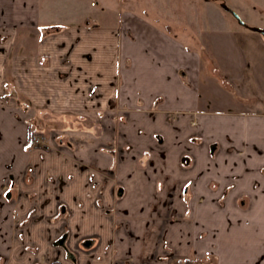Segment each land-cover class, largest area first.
I'll return each instance as SVG.
<instances>
[{"label": "crops", "instance_id": "obj_1", "mask_svg": "<svg viewBox=\"0 0 264 264\" xmlns=\"http://www.w3.org/2000/svg\"><path fill=\"white\" fill-rule=\"evenodd\" d=\"M137 1L0 0V264H264V38L205 109L200 53ZM41 121L69 142L30 146Z\"/></svg>", "mask_w": 264, "mask_h": 264}, {"label": "rangeland", "instance_id": "obj_2", "mask_svg": "<svg viewBox=\"0 0 264 264\" xmlns=\"http://www.w3.org/2000/svg\"><path fill=\"white\" fill-rule=\"evenodd\" d=\"M114 1L111 2L112 5L114 4L113 9L107 11V15L114 18V21H117L119 14L127 10V5L124 0ZM262 3H264V0H138L132 5L134 10L133 8H129L128 11L132 9L137 14L144 15L140 9L142 7V9H145L147 6V8L150 7L145 13H150L153 21L155 19L151 15L165 22L168 31L182 36L184 45L187 48L198 51L201 56L203 72L201 76L203 89L200 91L202 108L205 107V109L209 110H230L236 107L232 106L230 101H226V60L230 61L231 56L229 55L231 54L232 64L236 67L244 61V64L248 63V60L243 59L246 50L244 40L236 36L242 34L259 36L247 28L258 25V22L264 24V11H262L263 16H259V12L261 11L258 9V6L262 5ZM223 4L234 11L240 21L246 24L245 27L240 24L235 16L222 8ZM250 45H254V43ZM258 50L264 51V47L258 48ZM227 56L229 57L226 58ZM240 78L243 79L241 87L242 85L245 86L247 94L244 95L243 90L239 92L248 98L241 97L238 101H240V106L249 108L252 105L249 101L260 100L261 92L256 90L249 74H243ZM243 102H247V104ZM47 124V121H41L38 124L39 127H45V129L42 127L37 129L36 134L38 136H50L52 140L51 144L55 143L58 146H63V144L69 142V140L67 141L63 138V134L48 131L45 126Z\"/></svg>", "mask_w": 264, "mask_h": 264}, {"label": "built area", "instance_id": "obj_3", "mask_svg": "<svg viewBox=\"0 0 264 264\" xmlns=\"http://www.w3.org/2000/svg\"><path fill=\"white\" fill-rule=\"evenodd\" d=\"M48 141H51L50 136L49 137L48 136H42L41 137V136H38L35 132L31 135L29 143L31 146L39 147V146H42L43 144L48 143ZM55 146H57L58 148L62 147V146H58V145H55ZM41 264H43V263L41 262ZM52 264H58V263H52Z\"/></svg>", "mask_w": 264, "mask_h": 264}, {"label": "water", "instance_id": "obj_4", "mask_svg": "<svg viewBox=\"0 0 264 264\" xmlns=\"http://www.w3.org/2000/svg\"><path fill=\"white\" fill-rule=\"evenodd\" d=\"M222 8L225 10V11H227L228 13H230V14H232L233 16H235L236 17V19L237 20H239V22H240V24L241 25H243V26H245V24L243 23V22H241L240 21V19L236 16V14L234 13V11L233 10H231L227 5H222ZM251 31H254V32H257V33H259V34H261L262 36H263V38H264V30L263 29H260V28H258V27H251V28H249ZM89 243H87V245H88Z\"/></svg>", "mask_w": 264, "mask_h": 264}, {"label": "trees", "instance_id": "obj_5", "mask_svg": "<svg viewBox=\"0 0 264 264\" xmlns=\"http://www.w3.org/2000/svg\"><path fill=\"white\" fill-rule=\"evenodd\" d=\"M183 264H192V262H191V260H186V261H184Z\"/></svg>", "mask_w": 264, "mask_h": 264}, {"label": "flooded vegetation", "instance_id": "obj_6", "mask_svg": "<svg viewBox=\"0 0 264 264\" xmlns=\"http://www.w3.org/2000/svg\"><path fill=\"white\" fill-rule=\"evenodd\" d=\"M211 147H212V150H214L216 148V145L213 144ZM42 263L45 264L44 262ZM39 264H41V262H39Z\"/></svg>", "mask_w": 264, "mask_h": 264}]
</instances>
